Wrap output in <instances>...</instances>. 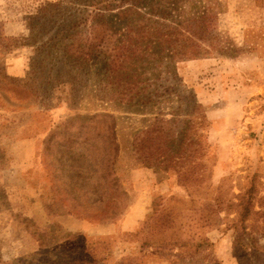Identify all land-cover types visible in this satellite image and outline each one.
Returning <instances> with one entry per match:
<instances>
[{"label":"rangeland","instance_id":"rangeland-1","mask_svg":"<svg viewBox=\"0 0 264 264\" xmlns=\"http://www.w3.org/2000/svg\"><path fill=\"white\" fill-rule=\"evenodd\" d=\"M108 1L92 10L80 0H0V70L24 90L0 89V264H80L85 250L97 264H264V0ZM74 19L87 23L82 36L91 25L111 28L119 46L131 42L127 20H152L137 36L148 44L133 91L101 56L61 67L57 54L37 55ZM179 34L195 58H170L166 40ZM195 103L207 123L189 135L192 187L151 165L134 141L173 111L178 141ZM28 141L33 162L22 176L44 207L41 229L24 212L22 181H7ZM111 141L118 153L106 163ZM62 212L136 228L71 236L54 222Z\"/></svg>","mask_w":264,"mask_h":264},{"label":"trees","instance_id":"trees-1","mask_svg":"<svg viewBox=\"0 0 264 264\" xmlns=\"http://www.w3.org/2000/svg\"><path fill=\"white\" fill-rule=\"evenodd\" d=\"M80 2H84L90 4L92 6V10L100 9V8H110V1L108 0H80ZM129 2L127 0H120V3ZM59 4L47 5L51 8L56 9ZM47 6L44 7L43 11H46ZM126 14H131L132 10H125ZM138 19V17H137ZM203 15L197 17V22L203 23ZM194 20V19H193ZM201 20V21H199ZM135 24L132 21L127 20L128 31L131 35V42L127 45H118L116 33L109 27L104 25H91L88 27V34L82 36L78 31L80 27H85L87 23L82 21L81 19H74L73 21H69L66 25L58 28L56 34L50 39L52 45L48 48L44 49V46H41L39 49H36V53L39 57L45 54L46 57L51 60L54 59L53 53L57 54L56 58L63 60V65L67 67L65 62L67 61H77V63H82L89 61L93 56H101L107 68V72L110 74H116L120 72L121 78L123 79L121 82L128 87L129 92L134 89L132 86H135L136 79L135 74L137 68L135 69V61L138 59H142L145 54V46L148 43H141L137 41V36H148L149 35V26H152V20L146 19L143 21H139ZM140 26H145L148 30L139 31ZM189 32V31H188ZM11 39H6L7 47ZM169 44V48L167 51L170 53V58H195L196 50L189 49L193 45L190 43L189 37L184 34L176 35L175 39L168 38L166 40ZM183 41V42H182ZM186 45L187 48L181 50H177L175 46ZM53 51V52H52ZM58 53H61L59 55ZM120 62L124 65L121 66ZM32 63H37L36 58H32L30 68L33 70L34 67ZM121 66V69L119 67ZM123 68V70H122ZM61 69V68H60ZM36 70V69H35ZM62 73L61 71H59ZM127 74V75H126ZM58 78L61 77L60 74ZM5 81L6 85L9 87L1 86L2 90H10L14 94L19 95L21 93L24 94V90L22 87H18L17 84H12L18 82L16 78H10L5 74L4 70H0V82ZM202 106L200 104H193L189 107L186 115L190 116V119L185 120L182 123V132L181 137L177 141L174 139V129L176 128L178 112L173 111V117L165 120L160 114L155 119L154 125L147 129L142 135H140L134 141V147L136 151L142 153L146 160L154 161L151 165L157 164L163 169L172 170L175 172L176 177L180 183H186L188 186H196L199 182L197 177L192 178L189 175H192L191 172L193 167L191 165H187V158L189 151L193 145L192 140L189 135H192L191 131L193 129H201V127L205 126L207 123V118L205 113L202 111ZM179 126V125H178ZM176 150L175 152L173 150ZM203 149V148H202ZM201 149V150H202ZM118 149L117 145L114 141H111V146L106 149L105 153V162L115 161L117 156ZM179 153L180 155H177ZM185 157H184V156ZM151 167L150 165H148ZM146 167V166H145ZM70 214V213H68ZM71 215V214H70ZM71 236H82L80 233H69ZM241 248H244L243 245H240ZM84 255V259L78 258V263L83 264L84 262H88V264H97L101 262L102 259H96L94 257L93 252L89 250H85L82 252ZM88 256V257H86ZM237 258V257H236ZM239 261L240 259L237 258ZM74 262V261H73Z\"/></svg>","mask_w":264,"mask_h":264},{"label":"crops","instance_id":"crops-1","mask_svg":"<svg viewBox=\"0 0 264 264\" xmlns=\"http://www.w3.org/2000/svg\"><path fill=\"white\" fill-rule=\"evenodd\" d=\"M33 142L28 141L26 142V147L28 148L27 153L24 156H20L16 160V162L20 165L21 168L19 171L18 169L12 170L10 172L11 177L7 180L10 181L12 179L22 181L23 188L19 187L20 192L24 189H27L26 192H24L25 197L23 198L24 201V212L29 216V218L32 219V222L37 228H44L46 225V217L44 216V208L42 205L40 196L38 198V195L36 193V190L29 191L27 186L26 179L22 176L23 170L27 169L32 165L33 162V156L31 155V148H32ZM25 168V169H23ZM8 188V186H7ZM11 194H16V190H11ZM15 196V195H12ZM54 222L56 225L60 226L63 230L70 232V233H80V234H86V235H95V236H112V234L116 233L117 230H126L131 231L135 229L136 225H125L124 220L119 222V225H113V224H91L86 220L75 218L69 214H66L65 212L59 213L54 217Z\"/></svg>","mask_w":264,"mask_h":264}]
</instances>
